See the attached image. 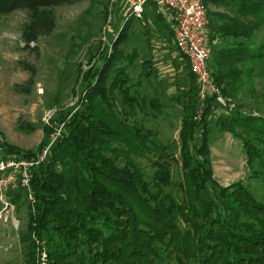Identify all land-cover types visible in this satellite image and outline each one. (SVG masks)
<instances>
[{"label": "trees", "instance_id": "16d2710c", "mask_svg": "<svg viewBox=\"0 0 264 264\" xmlns=\"http://www.w3.org/2000/svg\"><path fill=\"white\" fill-rule=\"evenodd\" d=\"M201 3L208 18L211 79L226 105L212 97L198 101L196 78L184 58V86L173 81L181 90L178 138L160 140L158 129L146 123L164 118L165 104L143 87L154 76L151 61L134 77L138 53L127 46L135 20L123 21L107 47L77 65L81 96L73 109L52 120L62 126L45 162L32 170L24 264L36 262L32 237L42 241L46 264H264V202L251 187L257 183L264 192V41H255L264 28V0ZM73 4L0 0V17L26 13L21 39L29 48L55 31L56 9ZM219 8L223 12L215 11ZM148 9L174 40L173 23L164 24L155 7H146L143 19ZM23 69L29 79L15 89L29 94L36 72L30 65ZM246 93L254 105L244 102ZM213 126L240 143L246 182L220 186L214 179ZM19 130L30 134L36 127L24 123ZM51 131L44 126L35 150L8 147L4 154L34 155L49 145ZM9 198L18 204L20 191L11 190Z\"/></svg>", "mask_w": 264, "mask_h": 264}, {"label": "rangeland", "instance_id": "374dc122", "mask_svg": "<svg viewBox=\"0 0 264 264\" xmlns=\"http://www.w3.org/2000/svg\"><path fill=\"white\" fill-rule=\"evenodd\" d=\"M122 6L123 0H74L73 5L56 9L55 31L39 38L29 48L21 39L27 21L26 13L19 11L0 17V152L3 155H6L4 150L8 147L24 152L37 149L44 137V126L52 129L50 138L60 134L61 124L57 125L52 120L59 112L73 109L82 93L76 67L86 63L91 52L107 47L116 37V29L121 28L124 21L121 18ZM166 11L163 9L164 13ZM215 11L223 12L222 8ZM146 13V21H134L130 26L127 51L135 49L138 53L134 77L143 71L144 61H151L150 71H154V76L144 81L143 87L160 97L165 104V116L147 122L146 126L152 130L158 129L163 142L173 143L178 138L181 125V109L176 102L181 90L176 89L173 81L177 79L180 87L184 86L185 80L181 77L188 64L176 50L174 40L169 38L163 24L151 19V11ZM144 26L149 28V34H144ZM145 35L149 36L152 47L146 44ZM255 41H264V28L257 32ZM173 59L180 60L175 62ZM23 65L32 66L36 72L29 94L15 89L16 85H25L29 79ZM242 99L246 104L254 105L249 93L243 95ZM222 110L218 108V112ZM200 118L196 117L195 120L200 121ZM24 123L33 124L36 131L22 133L19 127ZM210 141L211 166L217 183L229 186L240 180L246 182L248 171L240 143L214 126L211 127ZM142 164L147 166V173L152 172L147 161L143 160ZM251 187L258 200L264 202L261 186L251 183ZM27 215L28 203L21 195L13 214L15 229L11 219L0 227V264H24L27 255L24 239Z\"/></svg>", "mask_w": 264, "mask_h": 264}, {"label": "built area", "instance_id": "2783aa9c", "mask_svg": "<svg viewBox=\"0 0 264 264\" xmlns=\"http://www.w3.org/2000/svg\"><path fill=\"white\" fill-rule=\"evenodd\" d=\"M149 5L155 7L157 13H161L163 9L170 12L174 45L180 55L188 60L190 70L196 78L198 101L203 103L207 98L213 97L216 103L225 106L224 99L211 79L208 65L211 57L207 38L208 18L201 0H123L124 22L143 19ZM200 117L201 113L197 119ZM57 137L58 133L52 136L49 145L34 155L17 157L0 153V227L11 219L15 229V204L9 198L11 190H19L28 205L33 206L32 170L45 162L50 146ZM32 239L38 246L35 264H46V251L42 241Z\"/></svg>", "mask_w": 264, "mask_h": 264}, {"label": "crops", "instance_id": "0c3cea01", "mask_svg": "<svg viewBox=\"0 0 264 264\" xmlns=\"http://www.w3.org/2000/svg\"><path fill=\"white\" fill-rule=\"evenodd\" d=\"M148 11H150L149 9H148ZM147 12V11H146ZM162 14H163V16L165 17V19H164V24H168V22L169 21H171V15H170V12L169 11H166L165 13L163 12V10H162V12H161ZM147 14V13H146ZM167 14V15H166ZM144 21H146V20H144ZM162 25V24H161ZM173 26V25H172ZM172 26H171V28H172ZM145 27V26H144ZM150 32V31H149ZM145 34V33H144ZM149 34V33H148ZM147 39L149 40V36L148 35H145V40H146V44H148V45H150L151 47L153 46V44H152V42H147ZM176 48V47H175ZM172 55H174V54H172ZM175 56V55H174ZM173 56V57H174ZM170 59V58H169ZM171 60V59H170ZM180 60V59H179ZM179 60H176V59H173L172 61H175V62H178ZM186 62V61H185ZM182 71V70H181ZM183 72V71H182ZM185 75V74H184ZM174 76V75H173ZM182 79H184V76H182L181 77Z\"/></svg>", "mask_w": 264, "mask_h": 264}, {"label": "bare ground", "instance_id": "6f19581e", "mask_svg": "<svg viewBox=\"0 0 264 264\" xmlns=\"http://www.w3.org/2000/svg\"><path fill=\"white\" fill-rule=\"evenodd\" d=\"M118 7H119V6H118ZM118 7H117V8H118ZM120 11H121V10H120ZM111 13H112V12H111ZM121 18H122V17H121ZM216 85H217V84H216ZM219 89H220V88H219ZM212 98H213V97H212ZM212 98H211V99H212ZM209 99H210V98H209ZM224 100H225V99H224ZM225 102H226V101H225ZM203 103H204V102H203ZM225 105H226V104H225ZM223 108H224V107H223ZM55 126H56V125H55ZM61 126H62V125H61ZM57 129H58V128H57ZM59 129H60V128H59ZM49 141H50V140H49ZM13 154H14V153H13ZM21 154L24 155L23 153H21ZM21 154H20V155H21ZM22 155H21V156H22Z\"/></svg>", "mask_w": 264, "mask_h": 264}]
</instances>
